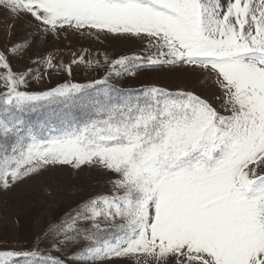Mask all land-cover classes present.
<instances>
[{"label": "snow or ice", "instance_id": "1", "mask_svg": "<svg viewBox=\"0 0 264 264\" xmlns=\"http://www.w3.org/2000/svg\"><path fill=\"white\" fill-rule=\"evenodd\" d=\"M0 11L27 26L0 51V184L58 165L111 174L107 192L31 248L0 250V264H264V0H0ZM68 30L148 48L96 59L99 80L28 90L41 69L17 72L12 57ZM181 65L214 74L221 110L191 91L113 82Z\"/></svg>", "mask_w": 264, "mask_h": 264}, {"label": "rangeland", "instance_id": "2", "mask_svg": "<svg viewBox=\"0 0 264 264\" xmlns=\"http://www.w3.org/2000/svg\"><path fill=\"white\" fill-rule=\"evenodd\" d=\"M15 23L9 35V24ZM27 26L21 21L10 22L0 11V51L12 44L22 42ZM148 48L147 41L115 35L77 33L72 30L39 36L31 45L11 59L12 68L17 72L27 69H41L39 76L33 74L28 83L30 91H44L61 82H90L103 78L106 65L97 66L94 61L106 54L110 59L130 53H141ZM147 54V53H145ZM51 56L62 67L49 70L42 62ZM84 62L73 64L80 57ZM93 61L88 63L87 61ZM71 65L69 74L66 70ZM2 71V69H0ZM121 88H139L157 85L170 91H191L207 99L221 110V89L215 84L214 74L196 67L178 66L145 69L136 76H125L113 81ZM2 90V89H0ZM111 174L98 169L82 166L75 169L71 165L49 166L31 178L4 189L0 184V250L31 248L39 236L51 223L61 219L67 212L76 208L82 199L107 192ZM115 264H129L118 260ZM135 264V261H131Z\"/></svg>", "mask_w": 264, "mask_h": 264}]
</instances>
